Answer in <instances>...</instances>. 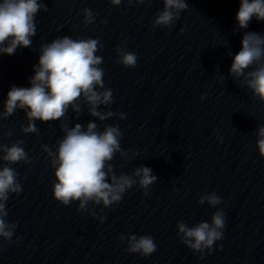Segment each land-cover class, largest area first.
<instances>
[{
  "label": "clouds",
  "instance_id": "obj_1",
  "mask_svg": "<svg viewBox=\"0 0 264 264\" xmlns=\"http://www.w3.org/2000/svg\"><path fill=\"white\" fill-rule=\"evenodd\" d=\"M124 2L132 6L150 3L151 0H109L113 6ZM162 2L163 9L156 13L152 26L170 29L181 12L188 9V4L186 0ZM41 11L47 12L48 8L40 0H0V54L11 56L18 47L32 46V37L36 35L35 17ZM82 11V23L93 24L96 19L93 11L90 8ZM254 17L257 21H264V0H240L233 34L247 29ZM241 43V50L233 56L229 75L239 81L241 88L251 91L254 99L264 103V35L246 31ZM102 48L98 39H73L67 35L42 43L39 62L33 66L34 75L29 78L30 87L11 86L0 107V121L9 119L17 111L25 113L27 123L20 125L24 135L39 134L36 121L49 125L59 121L63 136L56 141L54 149L41 144V151L54 170L53 198L63 206L78 202L80 213L87 212L101 223L106 219L104 209L120 204L128 190L138 186L147 196L150 186L158 181L153 170L143 165L135 167L130 175L124 172L117 174L111 163L117 154L125 162L139 155L135 150L122 149L123 133L118 124H104L103 130L95 121H89L86 126L81 123L69 126V109L78 118L85 106L88 115L101 122L113 117L127 119L125 113L101 110L114 102L113 91L104 82L103 57L96 55ZM116 54V63L124 68L136 67L138 58L135 53L118 46ZM229 55L233 54L229 52ZM220 80H225V77L221 75ZM201 99H204L203 95ZM14 134L12 129L0 131V251L4 243L13 242L18 226L17 222L7 219L10 194L18 196L22 192L19 173L13 165H30L33 162L22 139L10 144L4 142ZM256 135V148L259 156L264 158V125L257 126ZM90 203L93 209L102 206L99 212L89 209ZM222 203V197L214 191L202 194L197 200L198 205L207 204L213 208ZM225 225L226 213L217 208L210 222L201 221L190 227L183 221H177V236L182 244L194 254L200 253L203 259L205 252L211 254L216 242L223 239ZM19 239L17 237L16 242ZM119 240L126 243L129 254L148 257L157 251L151 235L131 234L125 237L121 234Z\"/></svg>",
  "mask_w": 264,
  "mask_h": 264
}]
</instances>
